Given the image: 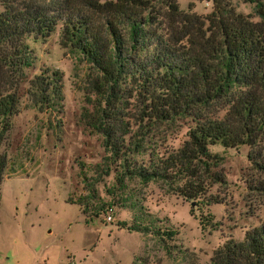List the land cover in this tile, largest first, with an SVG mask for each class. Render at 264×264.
I'll list each match as a JSON object with an SVG mask.
<instances>
[{
	"label": "trees",
	"instance_id": "obj_1",
	"mask_svg": "<svg viewBox=\"0 0 264 264\" xmlns=\"http://www.w3.org/2000/svg\"><path fill=\"white\" fill-rule=\"evenodd\" d=\"M211 3L201 16L176 0H0V144L18 111L16 85L32 63L26 40L58 27L60 45L94 71L88 83L97 107L87 124L120 156L123 175L173 184L182 198L208 205L217 199L207 186L223 180L222 156L211 147L246 145L262 176L248 188L264 193V7L258 3L252 21L229 0ZM60 77L45 70L29 80L42 111L58 106ZM179 116L191 125L178 148L150 151L138 164L127 158L142 151L146 131ZM8 164L0 153V181ZM149 216L139 213L126 228L149 232ZM199 224L208 225L201 217ZM209 264H264V222L225 239Z\"/></svg>",
	"mask_w": 264,
	"mask_h": 264
},
{
	"label": "rangeland",
	"instance_id": "obj_2",
	"mask_svg": "<svg viewBox=\"0 0 264 264\" xmlns=\"http://www.w3.org/2000/svg\"><path fill=\"white\" fill-rule=\"evenodd\" d=\"M176 1L201 16L212 8L211 0ZM229 2L252 21L259 20L258 3L264 7V0ZM59 36L56 27L26 40L32 63L16 85L18 111L0 144L9 160L0 181V264H209L225 239L239 240L264 222V193L248 188L262 176L250 167L246 145L211 147L222 156L223 180L207 186L206 195L217 199L208 205L182 198L173 184L123 175L120 156L87 124L97 107L88 83L94 71ZM45 70L61 75L58 106L46 112L27 92L29 80ZM189 125L179 116L151 128L142 151L127 158L138 164L150 151L178 148ZM139 213L153 220L149 232L126 228ZM200 217L208 225L200 226Z\"/></svg>",
	"mask_w": 264,
	"mask_h": 264
},
{
	"label": "built area",
	"instance_id": "obj_3",
	"mask_svg": "<svg viewBox=\"0 0 264 264\" xmlns=\"http://www.w3.org/2000/svg\"><path fill=\"white\" fill-rule=\"evenodd\" d=\"M106 220H110V216L109 215L106 216Z\"/></svg>",
	"mask_w": 264,
	"mask_h": 264
},
{
	"label": "water",
	"instance_id": "obj_4",
	"mask_svg": "<svg viewBox=\"0 0 264 264\" xmlns=\"http://www.w3.org/2000/svg\"><path fill=\"white\" fill-rule=\"evenodd\" d=\"M191 205H193V202L191 203Z\"/></svg>",
	"mask_w": 264,
	"mask_h": 264
}]
</instances>
